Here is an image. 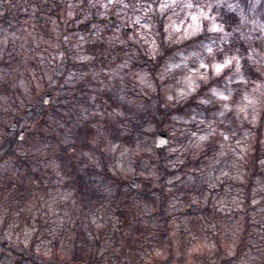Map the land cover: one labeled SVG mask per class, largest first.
<instances>
[{
    "label": "clouds",
    "instance_id": "9594fccd",
    "mask_svg": "<svg viewBox=\"0 0 264 264\" xmlns=\"http://www.w3.org/2000/svg\"><path fill=\"white\" fill-rule=\"evenodd\" d=\"M4 12L3 111L38 92L63 107L0 153V264H264V0H8ZM84 124V167L108 174L93 206L56 158ZM21 185L33 194L17 198Z\"/></svg>",
    "mask_w": 264,
    "mask_h": 264
},
{
    "label": "trees",
    "instance_id": "16d2710c",
    "mask_svg": "<svg viewBox=\"0 0 264 264\" xmlns=\"http://www.w3.org/2000/svg\"><path fill=\"white\" fill-rule=\"evenodd\" d=\"M11 2L14 3L16 1L11 0ZM5 13V15L0 16V22L6 24L12 14L11 12ZM50 107H54V105H51ZM42 119L43 117H41L34 124L37 128V131L41 126ZM37 131H33L31 135H33V137H36ZM71 132L72 133L70 135V140L72 142L66 149L61 150V152L58 154V160L61 164V168L64 174L68 177V186L70 191H73V194L78 196L82 202L93 206L98 202L97 184L98 182H106V178L108 175L107 172H105L104 179H102L95 168L91 166L85 168L84 160H82L81 158V154L89 151L91 148V143L95 138V129H93L88 124H84L76 125V127L71 129ZM11 152L12 151H10V153ZM18 161V166L21 167V169L23 170V167L27 162L20 159H18ZM121 182L128 185L127 180H122ZM146 191H149V189H146ZM26 258L31 259V257Z\"/></svg>",
    "mask_w": 264,
    "mask_h": 264
},
{
    "label": "rangeland",
    "instance_id": "374dc122",
    "mask_svg": "<svg viewBox=\"0 0 264 264\" xmlns=\"http://www.w3.org/2000/svg\"><path fill=\"white\" fill-rule=\"evenodd\" d=\"M16 1V0H15ZM8 2L7 0H0V9H2V5ZM15 3V2H14ZM4 12L2 15H5ZM53 94L54 99L52 103L48 106L54 105V107L62 108L63 106L60 103L59 98L55 96L52 92L41 93L38 92L30 101L25 102V107L19 110V114L13 116L11 113H5L3 111V100L6 95L5 92L0 91V153H4L7 150L8 154L15 155V149L20 146H27L28 144L35 141L37 137H33L31 133L33 131H37L35 127V123L42 117L40 114L45 110L44 97L46 94ZM32 104L34 109L31 112L27 111V106ZM16 118V119H15ZM18 121L19 123V131L17 133H13L9 131V126L14 122ZM76 127L73 126L72 129ZM25 131V138L23 141H17V136L20 131ZM72 133V132H71ZM70 133V135H71ZM62 149L57 150L56 158L58 159V154ZM10 151H12L10 153ZM80 156V155H79ZM19 159V158H18ZM86 163V161H84ZM24 166V165H23ZM24 168V167H23ZM133 178L128 181V186L132 188L129 183ZM7 190V182L3 177H0V194H3ZM34 190L27 185H21V191L17 194V198H22L24 196L32 195ZM73 193V191H71ZM189 216H194V214H188ZM196 222L193 221V230H195ZM163 239V236L161 237Z\"/></svg>",
    "mask_w": 264,
    "mask_h": 264
},
{
    "label": "water",
    "instance_id": "95a60500",
    "mask_svg": "<svg viewBox=\"0 0 264 264\" xmlns=\"http://www.w3.org/2000/svg\"><path fill=\"white\" fill-rule=\"evenodd\" d=\"M52 101H53V95L52 94H47L46 96H45V98H44V104L45 105H50L51 103H52ZM33 109V105H28V107H27V110L28 111H31ZM10 130L12 131V132H15V131H17L18 130V122H13L12 124H11V126H10ZM24 137H25V131H21L20 132V134H19V136H18V140L19 141H22L23 139H24ZM138 182V179L137 178H133L132 180H131V182H130V185H131V187H133L134 188V186H135V184ZM189 213H191V212H189Z\"/></svg>",
    "mask_w": 264,
    "mask_h": 264
},
{
    "label": "flooded vegetation",
    "instance_id": "af4514ba",
    "mask_svg": "<svg viewBox=\"0 0 264 264\" xmlns=\"http://www.w3.org/2000/svg\"><path fill=\"white\" fill-rule=\"evenodd\" d=\"M18 131H19V130H18ZM18 131H17V132H18ZM17 132H14V133H17ZM18 135H19V134H18Z\"/></svg>",
    "mask_w": 264,
    "mask_h": 264
}]
</instances>
